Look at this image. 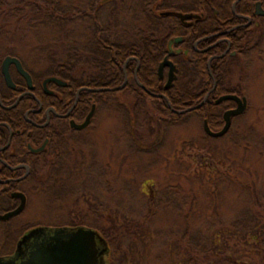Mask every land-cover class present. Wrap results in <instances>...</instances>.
I'll use <instances>...</instances> for the list:
<instances>
[{
    "label": "rangeland",
    "instance_id": "obj_1",
    "mask_svg": "<svg viewBox=\"0 0 264 264\" xmlns=\"http://www.w3.org/2000/svg\"><path fill=\"white\" fill-rule=\"evenodd\" d=\"M18 1L0 0V51H15L30 68L46 71L48 53L86 50L92 24L79 13L104 0H60L67 22L36 29L33 17L6 15ZM126 1L137 13L138 0ZM166 1L179 0H156L159 5ZM15 8L20 13L22 5ZM127 13L120 21L131 24L135 17ZM118 27L121 32L127 26L119 22ZM255 39L258 44L250 41L254 47L242 68L233 69L225 82V90L236 88L249 101L228 135L206 143L203 116L191 114L172 123L150 102L135 105L134 98L121 92L117 101L103 104L99 131L92 137L94 154L87 149L84 164L70 163L55 175L60 194L54 192L59 198L54 209L36 192L8 231L0 227V245L4 233L10 244L31 225L95 227L100 222L111 239L107 264H264V239L231 240L206 259L199 257L195 244L183 240L188 227L196 240L205 238L206 232L252 208L264 223V207H253V193L264 195V25Z\"/></svg>",
    "mask_w": 264,
    "mask_h": 264
},
{
    "label": "flooded vegetation",
    "instance_id": "obj_2",
    "mask_svg": "<svg viewBox=\"0 0 264 264\" xmlns=\"http://www.w3.org/2000/svg\"><path fill=\"white\" fill-rule=\"evenodd\" d=\"M259 1L264 9V0H250V3L247 0H233L231 13H223L213 6L210 12L193 8L167 9L172 13L162 15L174 17L171 25L176 30L175 34L168 37L161 53L156 55L152 50L149 51L144 68L140 58L129 57L124 65V80L120 83L117 79L103 82L101 77L86 80L70 73L61 76L48 70L37 71L30 68L15 51H0V215L13 212L24 205L19 214L6 220L0 218L1 229L6 231L14 219L29 209L36 192L43 193L47 197L46 207L54 209L55 200H59L54 198V192L58 189L55 188V182L59 179L55 175L70 163L84 164L87 149L94 154L92 145L95 141L92 137L99 131L103 104L117 101L119 93L131 86L135 88L133 81L149 97L167 101L170 110L177 115L192 113L201 116L198 111L204 106L218 107V112L213 114L214 117L219 116L216 122L218 127H212L208 115L203 117V122L207 120L213 130L222 128L224 113L238 105L235 101H216L227 93L240 97L244 95L236 88H233L234 91L224 92L223 87L224 90L218 92V87L225 85L233 69L242 68V61L250 53L247 51L250 41L252 44L257 43V39L253 40L255 36L247 40L246 32L255 26L258 33L264 25V16L256 14V3ZM246 10L252 13L248 14ZM179 12L192 14V17L181 18L177 15ZM8 56L21 61L23 69L31 76L32 88L15 63L9 66L11 80L6 78L3 62ZM129 61L136 62L135 68L130 71L126 69ZM168 61L175 66V77L167 87L171 68L165 65L160 72V65ZM201 64L208 70L207 80L197 74ZM216 67L228 70L225 82L216 76ZM186 83L191 84V87L202 84L203 88L196 93L191 88V93L186 94L178 87ZM129 96L134 98L132 94ZM171 96L199 102L176 108L171 104ZM92 110L88 125L80 127ZM183 110L186 112H178ZM239 117H234L233 122ZM81 156L83 157L80 158ZM61 226L76 227L78 224L31 225L17 241L11 240L10 244L3 232L4 239L0 245L3 252L0 256H13L19 242L35 228Z\"/></svg>",
    "mask_w": 264,
    "mask_h": 264
},
{
    "label": "trees",
    "instance_id": "obj_3",
    "mask_svg": "<svg viewBox=\"0 0 264 264\" xmlns=\"http://www.w3.org/2000/svg\"><path fill=\"white\" fill-rule=\"evenodd\" d=\"M179 1H170L171 4L166 1L159 5L156 0H138L137 13H135V9L134 12L132 9L135 6L133 7L126 4V0H104L99 6L96 5L95 2L89 3L87 5L89 6L87 7L88 9L85 8L79 13L80 19H88L92 24L88 42L84 47L86 50L78 51L76 48L70 49L68 47L64 48L66 50L64 52L57 53L56 51H52L48 53V60L46 59L48 71L58 75L60 74L61 76L70 73L80 79L85 78L86 80H97L101 77L103 82L117 79L118 83H120L124 80V65L129 57L136 56L140 58L141 66L144 68L143 65L150 55L149 51L152 50V53L156 55L161 53L168 37L175 34L176 30L173 28V25H171L175 19L172 16H163L161 14L163 10L193 8L204 9L210 12L213 6L221 9L223 13H231V4L233 2V0H184L188 1L186 4L189 5H186L184 3L178 4ZM247 1L250 3V0ZM17 3L22 5L20 13L18 12L20 9L17 10L15 8ZM17 3L12 4L15 5V9L7 7L9 9L6 10V15L9 14L14 16V14H16L18 15L17 18L21 17V19L33 17L31 18V22L35 29L37 27H46L50 24L63 25L67 22V11L63 10L60 0H19ZM0 6H2V3ZM243 7L244 4L242 3V9ZM127 12L132 13L131 15L135 17L131 24H128L125 20L120 21V16L128 15ZM246 12L248 14L252 13L250 10H246ZM1 14L2 12L0 15ZM119 22L122 23V27L127 26L126 28H122L121 32H119ZM257 30L258 28L253 26V28L247 31V40L254 37ZM61 44L64 46L63 42H61ZM250 50H252V48L248 46L247 51ZM135 63V61H129L126 69L130 71V69L135 68ZM223 69L221 70L216 67L214 72L222 82H225L228 70L223 71ZM197 74L202 76L203 80L209 79V73L204 64L200 65ZM95 81L92 82L93 85ZM133 83L135 88L131 86L128 90L125 89L124 93L134 95L137 103H135V105H147V103L150 102L151 105L164 116V120L169 118L168 121L172 123H176L181 118L192 114L186 113L177 115L173 113L167 101H160L154 97H149L135 81H133ZM178 87L186 94L190 92L191 88L194 93L203 88L202 84L191 87L189 83L179 85ZM223 87L224 89L226 88L224 84L220 85L218 87V92H222L224 90ZM227 89L228 90L224 92L234 91L233 88ZM170 101L176 108H184L199 102H189L187 99H181L180 96H171ZM218 110V107L210 105L204 106L198 112L203 117L208 115L212 127L216 128L218 127L216 122L219 116L217 115L214 117L213 114L217 113ZM229 133L230 131L226 135ZM208 139L213 140L216 138L206 135L204 142L207 143L209 141ZM57 194H60L59 191ZM253 199V207H264V195L258 197L255 192L253 193ZM256 210L252 208V210L248 211L249 213L245 215L240 214L234 219H230L229 222L225 224L221 223V226L214 229V231L212 230L213 233L208 231L206 232L207 235L205 238L199 236L198 240L195 239L196 236H194V234H190L188 227L183 233V240H186L189 246L195 244L199 257L201 256V258L204 257L205 259L212 257L213 254H216V252L224 246V244H228L231 240L241 239L245 240L247 243L251 241L258 243L260 240L264 239V223ZM97 223L95 228L108 238L107 232L109 231L99 227L100 222ZM142 225L140 224V227H142ZM113 230L117 232L115 228ZM108 240L110 241L111 239L108 238ZM188 260H192V258L190 257ZM228 264L237 263L234 260H229Z\"/></svg>",
    "mask_w": 264,
    "mask_h": 264
},
{
    "label": "water",
    "instance_id": "obj_4",
    "mask_svg": "<svg viewBox=\"0 0 264 264\" xmlns=\"http://www.w3.org/2000/svg\"><path fill=\"white\" fill-rule=\"evenodd\" d=\"M172 12L166 11L162 14H170ZM256 14L264 16V9L261 2L256 3ZM181 18L192 17V14L177 13ZM15 63L19 71L29 80V85L32 88V79L28 72H26L22 63L18 58L8 56L3 62V68L6 78L10 81L9 66ZM168 65L171 68L169 83L170 86L173 81L174 64L165 62L160 65V72L162 68ZM125 84V83H124ZM123 85L119 87L122 88ZM227 100L237 102V107L228 110L224 113L225 125L220 131H213L208 121H204L205 131L212 137L218 138L224 136L230 129L232 124V117L244 114L249 106V101L246 96L240 97L236 94H226L221 96L216 102L222 103ZM205 102L202 101L197 107ZM190 110V109H189ZM179 113L186 112L178 111ZM92 112L89 113L86 122L80 127H85L90 122ZM24 209V205L20 206L13 212L5 215H0L1 219H9L12 216L19 214ZM110 253V247L106 239L94 228L88 226L76 227H38L28 233L19 242L16 252L13 256H0V264H107V258ZM27 255V256H25Z\"/></svg>",
    "mask_w": 264,
    "mask_h": 264
}]
</instances>
